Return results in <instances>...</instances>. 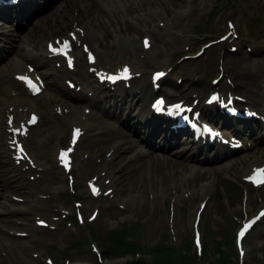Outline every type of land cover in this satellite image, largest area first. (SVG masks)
Returning <instances> with one entry per match:
<instances>
[{
	"label": "rangeland",
	"instance_id": "374dc122",
	"mask_svg": "<svg viewBox=\"0 0 264 264\" xmlns=\"http://www.w3.org/2000/svg\"><path fill=\"white\" fill-rule=\"evenodd\" d=\"M171 1L172 0H129L122 4V6L116 4V9L109 7L106 11L107 17L100 18L98 22L94 21V23L96 22V26L101 29V34L95 37L96 42L94 43V47L96 43L102 46L98 49V54L109 60H113L114 58L120 59L123 56L130 57L131 54L138 59L144 58L143 60H147L150 57V52H155V50H157L156 52L160 50L169 52L175 49L176 44L171 42L172 39H177L175 35H179L180 38L182 37V41L180 40V47L182 44L184 46L187 37L189 39L204 37L201 41H205L209 35L223 32L227 27L222 17L224 14L234 17L238 23L240 34L238 38L229 42L224 48L222 47V43H219L214 48L211 46L208 47L205 52L200 55L201 59L199 61L201 64L198 72H200V69H204L206 72L203 75L216 73L219 60L216 54L219 50L221 51L220 58L222 61L226 60V63L228 59L242 57L246 47L253 48V50L256 48H259V50L260 48L264 49L263 45H261L262 41L257 40V34L264 31V5L262 6L259 2L257 5L253 0H223V2H219L220 0L214 2H212V0H198L199 8L191 10L189 8L192 6L194 0L181 1V6L175 9L172 7ZM212 4H215V13L212 18H207V20H205L204 14L210 9ZM129 7H131L130 10ZM180 9H187L186 13H188V16L185 17V15L177 13ZM69 12L75 14L76 10L69 9ZM86 15L87 12L83 14V16ZM83 16L80 14L77 20L80 22L82 18H88ZM85 22L88 23L90 32L93 34L92 36L86 37L83 33V36H85L84 43L89 44L93 42L94 36L100 32L88 19H83L81 26L84 27ZM41 24L44 25V23ZM191 25H193V27H191ZM51 27H54L53 24ZM56 28L60 30L59 34H65L70 28V25H62V27ZM179 28H182V31H180ZM142 34H149L152 38V46L148 49L142 48L140 42V36ZM116 35L119 37V53H123L121 56H119L118 53L117 57L106 51L108 45H114V38ZM248 35H250V37H248ZM178 42L179 41L176 43ZM199 43L200 41L192 43L194 50L197 49ZM230 43L235 44L236 48L231 50ZM165 44L169 47H166ZM183 46L177 50L182 49ZM77 48L78 47H76V49ZM259 50H256V53L261 56L262 54H260ZM131 51L132 53L130 54ZM76 53L77 67L71 73H86L88 64L85 61L84 52L80 50L79 52L76 51ZM183 53L188 52L177 51L172 56L169 54L164 55V58L167 59L165 64H172V67L174 66L170 72L172 74L170 80L175 82L177 86H182L190 82L198 84L197 78L194 77V79H191V73L193 71L191 69L192 62L181 64L183 60L190 58L179 60V57ZM252 58H250L251 61ZM169 59L171 60L169 61ZM197 61L198 59L194 60L193 63ZM237 61L239 60H236V62ZM240 61H242L241 64H247L250 60L247 62L243 60ZM253 61H261L264 63V57L253 58ZM178 78H181V80L178 81ZM186 88H188V86H186ZM195 90L200 92L199 89ZM51 100H53L54 103H62L68 111L73 108L66 100L55 97H51ZM68 129L69 123H67L65 117L61 116L58 123L54 126V130H57L55 138H51L50 135H48L49 130L46 128L45 132L44 129H40L30 140V146L37 153L38 162L41 166L40 177L33 182L30 194L35 198L37 194L43 193L41 198L47 199L50 206L54 204V206H52L55 210L54 213H57L56 209L60 201H63L65 205L73 206V203H68L69 199L67 197L57 194V189L65 185L66 175L62 170L56 169L58 164L54 156L56 141L58 138L68 139ZM89 149H91V147H89L84 139L76 148L74 154V168L82 172L83 175L80 181V185H82L83 188H80V191L84 189L85 179L92 174L91 167L83 166L85 160H83L82 152L83 150ZM104 150L105 149H101L100 153L102 154ZM92 155L94 158H99L95 153ZM257 155L264 156V153L257 152ZM251 157L252 156L249 154V158ZM117 158L118 156L115 157L114 155L110 160L114 162L105 165V167H115ZM246 159L236 161L235 164L231 166L232 173L238 171L246 163ZM125 161L126 159L121 158L118 161V168L120 165H123ZM96 166L99 168L101 164H96ZM118 168L112 169V175L115 178L117 187L116 194L128 197V205L110 209L108 201L101 202V218L96 223L95 229L98 231L103 227V234L97 233L96 237L102 247L105 245L107 230L120 227L126 222L123 220L127 217V223H132L135 220L137 221L136 226L139 227L141 241L145 244L152 245L162 238L172 240L175 244L173 250L175 264H196L198 260L199 262L201 261L198 264H264V242H262L264 240V233L256 237V230L251 238L245 240L247 246L244 256H238L232 247L233 230L237 226L239 217L243 216V214L253 212L259 205V202L264 200V194L262 197L250 198V206H247V201L245 199L242 203L240 202L245 191H241L237 187L234 188L233 192L229 193L216 190V188H214V175L208 177L200 176L196 174L195 170L191 172L189 168L180 169V167H177L175 169H161L155 173H150L146 177L147 169L144 167L142 169L138 168L132 171L131 174L128 173V176H125L126 170H118ZM135 172L138 173H136V177L134 178L133 174ZM206 178H210L212 183L206 194L207 201L202 212L201 221L204 223L205 232L206 234L208 233L209 236L207 238L205 236V239H203V242H205L204 251L202 250L201 253H196L191 244V221L194 208L198 203L200 191H202L201 185L203 180L199 179ZM204 185L207 186L208 182ZM52 186H56V190L53 191ZM193 187L196 188L195 191L192 190ZM186 189L192 191L185 193L186 196L184 197L183 192H186ZM212 195H216L215 199ZM76 197L79 198L78 196ZM229 197H234V200L231 201ZM71 198H74V195L71 196ZM96 200L103 201L101 197L96 198L95 201ZM228 200L231 207L227 205ZM42 202L43 201H39V208L41 211H44L42 209L45 205ZM34 208H36V206H33L30 214L28 213V225L26 228L30 235H36L40 232V229L34 227V218L32 217V214L35 212ZM89 210L90 208L86 209L84 214L86 215ZM17 217H20V215H17ZM61 223L66 224V222H59L60 231L58 233H52L49 229L44 230V234L53 240L52 243L43 242V244L40 245L39 240L35 243L28 242L29 239L32 238H23L24 240L20 241V239L6 237L7 242L4 240V243L9 245V247L7 246L6 249L8 251L1 257L2 259L5 258V260H0V263L45 264L43 257L46 255L56 256L61 258V260L64 257H69L71 260L92 259L87 247H84L83 244H64L68 243L70 239L74 240V238H72L74 234L66 232L68 226L64 224L61 225ZM85 230L88 231L87 228H85ZM77 237L83 238L79 235ZM37 238L42 240L41 235L37 236ZM83 239L84 241L86 240V238ZM61 241L64 243H61ZM32 250L35 253L30 255ZM165 252L164 250L163 253ZM179 254H184V258H179ZM228 254L233 255V260L228 258ZM112 256L113 255H111V257ZM145 256L148 257V255ZM124 257L130 258V255L117 256V258L113 260L122 262Z\"/></svg>",
	"mask_w": 264,
	"mask_h": 264
},
{
	"label": "bare ground",
	"instance_id": "6f19581e",
	"mask_svg": "<svg viewBox=\"0 0 264 264\" xmlns=\"http://www.w3.org/2000/svg\"><path fill=\"white\" fill-rule=\"evenodd\" d=\"M183 2V0H172L171 1V4L174 6V7H179L181 6L180 2ZM196 2V0H194ZM254 4V3H253ZM258 5V4H257ZM263 6V5H262ZM219 7V6H218ZM224 7V6H223ZM222 7V8H223ZM81 10V8H78V10ZM187 10V9H186ZM218 10V9H217ZM264 12V11H263ZM191 13V12H190ZM221 16V15H220ZM219 16V17H220ZM190 17V16H189ZM221 18V17H220ZM89 20V19H88ZM70 21V19H66L64 21V23H68ZM90 22V20H89ZM83 28V32L80 33L79 30H77L76 32V38H79L83 43L85 42V36H83V33L87 36H92L93 34L90 32V26H88V23L85 22L84 23V27L81 26ZM180 37V36H179ZM182 38V37H181ZM182 41V40H181ZM174 45V44H173ZM175 46V45H174ZM184 47V46H183ZM162 53H164L162 50H160L159 52H155L152 54L151 56V59L154 61V62H157L158 60L160 59H157L155 60L158 56H160ZM252 54H255V52H253ZM258 54L255 55V58L258 57L257 56ZM249 56V59L252 58V56L248 55ZM242 61H237L235 63H231L230 61L226 62L225 63V69L231 74L233 75L235 78L236 77H239L241 75H244L246 78H251L253 81L257 82L260 86H264V63L261 62V61H253V64L252 65V61L250 59V61L247 63V64H241ZM117 63V62H115ZM257 76H261L260 78H257ZM140 85V84H139ZM141 86V85H140ZM142 88V86H141ZM146 88V87H145ZM144 89V88H143ZM145 90V89H144ZM147 90L150 92L149 88H147ZM196 93H198L196 90H194ZM189 94H191V92H188ZM142 95V94H141ZM142 97H144L142 95ZM145 98V97H144ZM73 115L75 117H73L74 120H77V121H83L81 115H77L76 116V110L73 112ZM69 120L72 121V118L70 117ZM48 139V138H47ZM114 153V150H112L111 154L113 155ZM88 160L89 161H92V162H95L96 164H98V162L100 161L99 158H94V156L92 154L88 155L87 156ZM96 164L94 166H96ZM97 167V166H96ZM107 168V167H106ZM102 167H100L98 170H97V173L100 175V173L102 172ZM101 182L102 180L100 178H98ZM103 183V182H102ZM108 187V186H106ZM45 206L42 210H45L46 209V204L44 202H42ZM45 214V213H44ZM40 219V217H38ZM47 219L50 218L48 215L46 217Z\"/></svg>",
	"mask_w": 264,
	"mask_h": 264
},
{
	"label": "snow or ice",
	"instance_id": "6c2138e0",
	"mask_svg": "<svg viewBox=\"0 0 264 264\" xmlns=\"http://www.w3.org/2000/svg\"><path fill=\"white\" fill-rule=\"evenodd\" d=\"M57 43H59V42H57ZM145 45L147 46V41H145ZM49 47L52 49L53 52L62 51V54H66V49L68 47V44H67V41L64 42V49L63 50L57 49V48H52V45L51 44L49 45ZM69 63H71V62L69 61ZM124 72L125 73L127 72V69L126 68L124 69ZM158 75H162V74H158ZM77 133H78V130H77ZM64 156H65V153L64 152H61V159H62V161L64 159ZM262 215H264V213H262ZM241 234H243V233H241Z\"/></svg>",
	"mask_w": 264,
	"mask_h": 264
}]
</instances>
